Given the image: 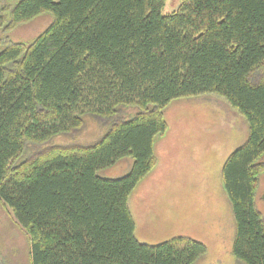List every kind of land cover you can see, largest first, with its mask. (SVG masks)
<instances>
[{"label": "trees", "instance_id": "16d2710c", "mask_svg": "<svg viewBox=\"0 0 264 264\" xmlns=\"http://www.w3.org/2000/svg\"><path fill=\"white\" fill-rule=\"evenodd\" d=\"M165 3L20 0L10 8V26L54 16L28 45L0 39V200L26 230L31 264H194L204 256L206 245L188 236L139 242L129 208L156 165L164 109L203 93L224 96L248 120L249 136L222 178L236 221L233 253L264 264L256 206L264 173V0H182L163 14ZM88 116L108 122L95 143L24 156L30 144L81 129ZM124 158L133 160L124 176L100 174Z\"/></svg>", "mask_w": 264, "mask_h": 264}, {"label": "rangeland", "instance_id": "374dc122", "mask_svg": "<svg viewBox=\"0 0 264 264\" xmlns=\"http://www.w3.org/2000/svg\"><path fill=\"white\" fill-rule=\"evenodd\" d=\"M18 1L0 0V39L28 45L50 26L54 16L46 12L10 26V8ZM181 1L166 0L162 13L176 11ZM262 75L255 74L253 81L258 82ZM164 117L167 130L155 139L156 165L129 199L136 238L154 245L188 236L207 247L206 254L194 264H244L233 253L236 221L222 169L229 155L247 140L248 120L217 93L174 99L164 109ZM107 128L105 119L88 116L81 129L57 135L44 144H30L24 156L54 147L93 144ZM132 164L131 158H124L100 174L119 178L129 172ZM256 206L264 216V173L258 184ZM0 258L2 264H31L26 230L1 200Z\"/></svg>", "mask_w": 264, "mask_h": 264}, {"label": "water", "instance_id": "95a60500", "mask_svg": "<svg viewBox=\"0 0 264 264\" xmlns=\"http://www.w3.org/2000/svg\"><path fill=\"white\" fill-rule=\"evenodd\" d=\"M0 264H2L1 258H0Z\"/></svg>", "mask_w": 264, "mask_h": 264}]
</instances>
